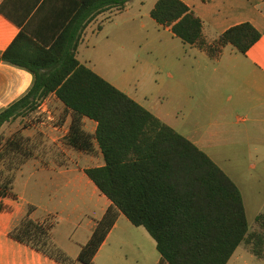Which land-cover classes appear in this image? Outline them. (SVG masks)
Instances as JSON below:
<instances>
[{
	"label": "trees",
	"instance_id": "trees-1",
	"mask_svg": "<svg viewBox=\"0 0 264 264\" xmlns=\"http://www.w3.org/2000/svg\"><path fill=\"white\" fill-rule=\"evenodd\" d=\"M129 1L103 0L101 6L124 8ZM150 16L183 44L205 52L212 60L220 58L228 46L246 55L261 39L252 24L243 23L209 42L203 21L182 0H158ZM78 30L77 42L74 38L68 46L57 42L49 61H24L10 51L0 56V61L34 76L27 94L0 112V132L5 124L36 112L40 102L54 94L71 117L64 144L90 154L97 143L103 154L105 165L87 169L86 174L112 206L82 247L78 262L94 264L121 214L147 231L156 243L161 264H228L242 244L264 260V214L256 217L259 231L251 233L238 185L193 142L81 64L77 51L85 27ZM48 67L49 74L40 73ZM85 118L97 123L95 134L85 130ZM34 157L31 140L18 133L4 142L0 137L2 198L13 196L17 172ZM32 212L30 207L10 236L60 264H74L55 243L54 225L34 221Z\"/></svg>",
	"mask_w": 264,
	"mask_h": 264
},
{
	"label": "crops",
	"instance_id": "crops-1",
	"mask_svg": "<svg viewBox=\"0 0 264 264\" xmlns=\"http://www.w3.org/2000/svg\"><path fill=\"white\" fill-rule=\"evenodd\" d=\"M86 1L84 4V0H0V56L10 51L14 58L24 61H49L52 55L49 52L57 42L61 40L67 46L73 38L77 42L78 29L85 27L77 59L91 68L88 62L80 60V54L84 47L89 49L93 44V37L104 33L111 24L119 29L122 26L119 19L125 16L130 18L129 22L140 23L141 28L147 26L143 17L132 15L144 6L143 0H131L124 8L115 5L102 7L103 0ZM157 1L148 9L149 16ZM182 1L203 21L204 34L209 42L243 23L252 24L261 33L260 41L246 55L228 46L220 58L212 60L205 52L195 49L212 60L213 67L207 68V73L214 76L216 91L221 81V87L231 88L241 102L251 103L258 115H264V0ZM96 7L98 15H95ZM156 26L160 27L157 23ZM57 55L61 57L63 51L59 49ZM50 69L42 68L40 73L49 74ZM33 83L31 72L0 61V112L24 97ZM153 115L174 129L166 118ZM253 121L264 123V119ZM83 122L85 130L95 134L97 123L87 118ZM70 124L71 117L65 115L64 104L51 94L40 102L36 112L2 128V142L18 133L31 140L35 157L17 172L13 196H0V264H60L10 236L12 229L27 216L30 207L33 208L31 218L41 224L54 225L55 243L76 261L74 264H81L77 259L82 247L90 241L97 223L112 206L86 174L87 169L105 165L98 144L90 154L67 147L63 139L69 133ZM247 132L258 131L252 127ZM254 137L249 135L250 139ZM142 234L140 228L121 214L97 253L94 264H161L160 254L155 263H131L128 249L139 258L146 255V244L138 237ZM143 240L146 243L145 237Z\"/></svg>",
	"mask_w": 264,
	"mask_h": 264
},
{
	"label": "rangeland",
	"instance_id": "rangeland-1",
	"mask_svg": "<svg viewBox=\"0 0 264 264\" xmlns=\"http://www.w3.org/2000/svg\"><path fill=\"white\" fill-rule=\"evenodd\" d=\"M143 1L132 15L143 17L146 28L129 22L128 16L120 18L122 26L111 24L93 37L80 60L144 108L166 118L205 152L242 191L250 232H257L256 217L264 214V123L253 120L264 115H258L251 103L241 102L231 88L221 87V81L216 91L214 76L207 73L212 60L157 27L148 14L156 0ZM252 127L258 132H247ZM140 231L146 255L139 258L128 249L131 263H155L159 257L155 242L144 228ZM229 263L264 264V260L242 244Z\"/></svg>",
	"mask_w": 264,
	"mask_h": 264
}]
</instances>
